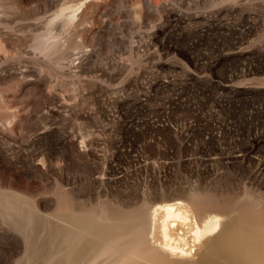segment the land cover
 <instances>
[{"label":"rangeland","instance_id":"374dc122","mask_svg":"<svg viewBox=\"0 0 264 264\" xmlns=\"http://www.w3.org/2000/svg\"><path fill=\"white\" fill-rule=\"evenodd\" d=\"M0 55V264L177 201L264 238V0H0Z\"/></svg>","mask_w":264,"mask_h":264},{"label":"bare ground","instance_id":"6f19581e","mask_svg":"<svg viewBox=\"0 0 264 264\" xmlns=\"http://www.w3.org/2000/svg\"><path fill=\"white\" fill-rule=\"evenodd\" d=\"M73 15L59 18L71 25ZM43 45L53 46L50 41ZM102 214L70 225L63 235V256L55 255L52 264H264V238L250 220L201 214L178 201ZM120 227L123 235L117 233Z\"/></svg>","mask_w":264,"mask_h":264}]
</instances>
